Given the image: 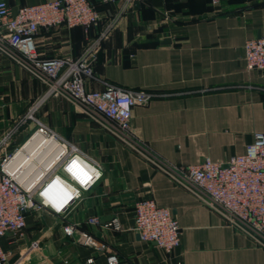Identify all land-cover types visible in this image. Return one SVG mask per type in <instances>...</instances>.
Instances as JSON below:
<instances>
[{
    "label": "crops",
    "instance_id": "0c3cea01",
    "mask_svg": "<svg viewBox=\"0 0 264 264\" xmlns=\"http://www.w3.org/2000/svg\"><path fill=\"white\" fill-rule=\"evenodd\" d=\"M4 1L14 11L51 0ZM90 2L97 26L40 28L32 37L37 56L76 58L113 22L85 89L101 91L107 83L164 96L132 108V139L126 140L63 97L38 103L44 85L0 56V140L11 132L5 151L33 131L24 117L35 106L40 124L101 168V177L63 216L29 211L20 234L0 238L7 263L103 264L114 255L123 264H264V248L252 237L228 226L152 163L185 166L205 157L223 163L242 154L253 133H264V69L246 71L242 58L246 40L264 38V0ZM140 199L174 216L180 242L171 253L132 230ZM93 218L97 223L89 222ZM111 221L117 230L107 226ZM64 226L73 228L71 237ZM79 232L104 250L80 245Z\"/></svg>",
    "mask_w": 264,
    "mask_h": 264
},
{
    "label": "built area",
    "instance_id": "2783aa9c",
    "mask_svg": "<svg viewBox=\"0 0 264 264\" xmlns=\"http://www.w3.org/2000/svg\"><path fill=\"white\" fill-rule=\"evenodd\" d=\"M98 1L109 3L113 0ZM123 1L130 3L132 0ZM98 21L90 0H51L18 7L14 11L0 0V56L8 58L44 85L45 90L38 103L48 98L63 97L93 119L107 123L114 135L131 140L132 108L164 95L122 89L107 83L103 84L101 91L85 89L86 81L92 78V64L99 43L107 37L113 22L88 42L76 58L42 59L35 52L32 37L40 28L48 30L64 26L86 30L96 27ZM242 58L246 71L263 70L264 38L246 40L242 45ZM35 108H30L24 117V120L34 123V129L19 147L9 153L5 151L10 131L0 140V238L7 234H20L25 226V214L29 211L63 216L101 177L97 163L88 160L34 118ZM33 135L46 144L55 145V149L51 148L48 153L53 159L45 168L38 167V175L30 176L29 184L19 183V167H10L9 164ZM152 163L176 185L200 198L228 226L249 235L264 248V133H253L244 152L223 163L212 162L206 157L197 164L185 166ZM89 222L95 224L97 219ZM107 226L118 229L114 221ZM132 230L141 241L152 243L167 254L180 242V231L172 213L156 206L151 199H140L134 203ZM62 232L71 237L73 228L64 226ZM78 242L84 247L104 250L103 244L84 232L78 233ZM0 264H8L1 248ZM103 264L123 263L118 262L114 255H108Z\"/></svg>",
    "mask_w": 264,
    "mask_h": 264
},
{
    "label": "bare ground",
    "instance_id": "6f19581e",
    "mask_svg": "<svg viewBox=\"0 0 264 264\" xmlns=\"http://www.w3.org/2000/svg\"><path fill=\"white\" fill-rule=\"evenodd\" d=\"M26 144L27 146H25ZM51 148L55 149L53 143L46 144L44 140L36 135H33L23 144L21 150L14 155L9 164L10 167H19L17 170V181L19 183L26 182L29 184L31 182L29 177L34 178L38 175V167L45 168L50 164L53 159V156L50 158V154L48 155Z\"/></svg>",
    "mask_w": 264,
    "mask_h": 264
}]
</instances>
